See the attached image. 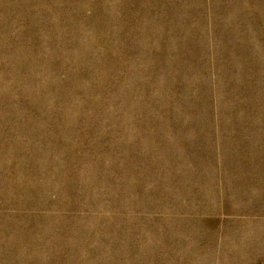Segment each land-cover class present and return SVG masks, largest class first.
Masks as SVG:
<instances>
[{
  "label": "rangeland",
  "instance_id": "1",
  "mask_svg": "<svg viewBox=\"0 0 264 264\" xmlns=\"http://www.w3.org/2000/svg\"><path fill=\"white\" fill-rule=\"evenodd\" d=\"M0 264H264V0H0Z\"/></svg>",
  "mask_w": 264,
  "mask_h": 264
}]
</instances>
